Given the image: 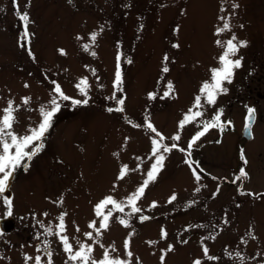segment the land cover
<instances>
[{"label": "rangeland", "instance_id": "obj_1", "mask_svg": "<svg viewBox=\"0 0 264 264\" xmlns=\"http://www.w3.org/2000/svg\"><path fill=\"white\" fill-rule=\"evenodd\" d=\"M16 2L19 12L29 15L30 35L27 42L21 40L23 22L13 0H0V116L12 100L14 107L19 106L13 131L23 135L42 120L39 109L50 107L56 95L52 81L71 99L58 98L61 107L42 140L43 149L27 162V169L16 170L5 193L12 199L10 216L0 198V219L14 222L10 232L0 230V264H35L34 259L25 257L37 255L47 264L45 241L52 252V264H65L68 254L59 238L46 235L41 227L42 223L55 233L61 214H65L63 235L73 250L79 249L77 241L90 244L92 258L97 261L107 249L111 258L129 264H162V255L163 264H194L196 260L201 264H264L260 205L246 197L239 199L235 187L214 179L233 176L236 132L224 133L223 141L216 144L219 128H212L188 148L202 128L200 122L211 120L217 111L222 110L221 122L232 119L237 123L235 81L227 83V93L218 95L215 105L206 104L201 96L203 107L199 110L204 115L183 129L178 127L189 109L197 110L194 99L201 95L205 81L211 83L210 69L220 67L218 58L224 48L217 40L227 41L235 35L237 42L246 41L247 45L231 59L244 52L245 58L253 57V50H245L264 38V0ZM234 3L239 7L233 9ZM220 17L231 27L217 35L224 23ZM92 33L97 34L94 42ZM84 44L90 45L88 51ZM118 55L122 91L114 88ZM165 55L169 58L167 73L162 72ZM81 79L87 80V97L76 87ZM169 81L173 91L165 96ZM114 92L124 99L123 112L108 111L118 107L111 99ZM149 93L155 98H149ZM24 97L30 98L27 105L22 103ZM84 99L87 104H72V100ZM149 122L164 137L162 144L170 147L176 143L178 148L164 153L162 169L137 201L142 211L131 214L127 198L146 178L155 159H149L152 140L159 139L146 128ZM177 134L180 140L173 141ZM258 151L257 161L263 156ZM193 155L206 164L210 180L198 171L201 179L196 183L189 167ZM124 165L129 172L118 179ZM261 166H256L255 172L262 170ZM258 184L254 177L251 187L263 188ZM173 194L176 199L169 203ZM107 196L124 204V212L108 205L105 213L112 210L108 228L97 236L89 224L95 221L99 227L102 217L96 216L95 205ZM153 202L156 207H151ZM140 216L150 219L141 221ZM121 218L127 220V227L119 222ZM87 232L93 233V240L85 236ZM169 245L171 251H167ZM204 247L208 256L217 257L208 259Z\"/></svg>", "mask_w": 264, "mask_h": 264}, {"label": "snow or ice", "instance_id": "obj_2", "mask_svg": "<svg viewBox=\"0 0 264 264\" xmlns=\"http://www.w3.org/2000/svg\"><path fill=\"white\" fill-rule=\"evenodd\" d=\"M14 5L17 8V15L19 19L23 22V28L24 31L21 34V40L27 42L29 38V32H28V24L30 22L29 15L27 12H19L18 10V4L16 0H13ZM71 2V0H69ZM233 9L239 7L237 4L232 5ZM223 11V8H222ZM221 20H224L223 26L221 28L217 29L216 34L219 35L221 32L229 31L230 30V24L228 23L227 19L225 17H220ZM241 27H243L241 25ZM96 33H92L90 36L91 41L96 40ZM77 39H80V37H77ZM217 45L224 48L223 53L219 56V64L220 67L212 68L210 69L211 72V83L205 81L202 84V87L200 89L201 95H197L194 99V105L193 107L196 108V111H193L192 109H189L188 113H186L179 121L178 127L180 129H183L185 125L197 120L198 117H202L204 113L200 111L199 109L203 107L201 104V96H203L204 101L208 105H215L217 96L220 94H226L228 89L224 87L225 83H231L233 76H234V70L240 68L242 58L237 59H231L232 56H235L237 52L239 51V48L245 47L247 45L246 41H238L235 35H233L230 39L227 41H216ZM25 44L22 43L21 47H24ZM85 51H88L90 45L84 44L82 45ZM173 47H179L178 45H173ZM61 54H64L63 50H60ZM93 56L95 53H91ZM29 55H32L30 49H29ZM168 56H164L165 66L162 68V72L167 73L169 71L168 67L166 66V62L168 61ZM119 60L120 56H117V70L115 73V81H114V88L117 91H122L121 89V83H122V77H121V71L119 66ZM131 61H129L130 63ZM54 88L53 92L56 94L53 96V98L50 100V107L48 109H45V107H41L39 109L40 114L42 116V120L38 123L36 127L29 128L25 134L19 135L16 132L13 131V125L16 122V117L14 115V112L19 109V106L14 107V102L12 100L8 101L7 107H5L2 112L3 115L0 116V198L3 200V204L8 208L7 215H11V208H12V199L5 195V193L9 190L11 180L14 177V174L18 168L23 167L24 169H27L28 167V161H31L34 156H36L44 147L42 140L45 136V133L48 131V129L51 126L52 117L54 114L59 111L61 105L58 102V98L60 100L68 101L71 98L64 94L59 84H57L55 81H52ZM25 87H28L26 84ZM76 87L79 89L80 93L87 97V80L81 79L79 83L76 85ZM173 91V85L169 81L167 84V91L164 93L165 96H169ZM149 98L154 99L155 94L149 93ZM111 99L116 101V104L118 105L117 108L112 109L109 108L108 111H117V112H123V105H124V99L123 98H117L115 95V92L113 93V96ZM30 98L24 97L22 98V103L24 105H27L29 103ZM87 104L88 100L84 99L81 100H72L73 105H80V104ZM254 113L255 109L248 107L247 108V116H246V123L245 127L246 129H249L250 132V126L251 123L254 120ZM221 115L222 110H219L216 112V114L212 117L211 120L201 121L202 128L201 130L197 131L194 136L192 137L188 148L191 149L194 144L197 143L203 137L209 129L212 128H219L220 131H224L226 124L224 122H221ZM231 122L228 121L227 124H230ZM146 128L150 130L151 132L155 133L159 139H153L152 140V152H151V159L154 157V161L151 164L149 170L146 173V178L142 181L141 185L136 189L135 192H133L130 196H128L126 205L131 208V214L140 213L142 210L137 206V201L144 195L145 189L148 187L150 182L155 181L159 171L162 169L165 156L164 153L170 152L172 149L178 148V145L176 143H173L170 147L168 145L162 144V141L164 140V137L157 132V130L154 128V126L149 122L146 125ZM173 141H179L180 136L179 134L173 136L171 138ZM162 149V151H161ZM180 151H185V149L180 148ZM191 153H188V156L190 157ZM139 159V158H138ZM241 159L244 161V163H247V160L244 157L243 150L241 151ZM189 162L188 158L186 157V161ZM194 163V162H193ZM189 167H192V163H189ZM129 172V169L127 165L122 166L118 179H123L124 176ZM193 174L195 176V179L199 181L201 179L200 175L196 172L195 169H193ZM248 176V173L245 171L244 168H241L239 170V174L235 176L234 180L232 181L235 183L236 181H242L243 179H246ZM196 191H199V188L196 189ZM245 194V193H241ZM248 195H254L257 198L264 196V194H254V193H248ZM176 199L175 194H173L170 199L169 203L174 201ZM62 202V201H60ZM108 205H112L113 209L123 213L125 205L117 202L112 196H107L103 200H101L99 203L95 205V213L97 217H102L99 227L96 226V222L93 221L89 224L90 228H93L96 232V235L99 236L102 229H107L109 224V218L112 216V210L107 211L105 213V208ZM156 203L153 202L151 207H156ZM47 215V213H45ZM64 215L61 214L57 219L59 220V224L57 225V231L53 233V230L51 227H45L41 223V227L44 228V233L46 235H56L60 243L63 246V250L65 253L68 254L67 261L65 264H69V262H76L80 261V264H129L127 261H123L119 258H111L108 250L106 249L103 253V259L97 261L92 258V252L93 247L90 244L81 243L80 241H77V244L79 245V249L74 251L73 246L69 243V239L66 235H63V233L66 230V226L64 223ZM141 221L150 219L148 216H140L139 217ZM119 222L124 225L128 226L127 220L121 218ZM79 231V229H77ZM85 236L89 240H93V233L87 232L85 233ZM167 236V233L162 229L161 230V237L165 238ZM214 238V237H211ZM93 242H96L95 240ZM186 243V241H185ZM103 247V245H101ZM43 248L45 250V253L48 257L47 264H52L51 256L52 252L49 249V244L47 241L44 242ZM125 248H128V241H125ZM115 249H113L114 251ZM172 246L169 245L167 251H171ZM37 251H40L38 248ZM205 256L208 259H215V257L208 256V249L204 247L203 249ZM127 255L129 257L132 256V253L130 251L127 252ZM239 255V253H237ZM26 260H32L34 259L35 264H42V258L40 255H37L36 257H25ZM164 256H161V262L163 264ZM194 264H201L200 260H196Z\"/></svg>", "mask_w": 264, "mask_h": 264}, {"label": "flooded vegetation", "instance_id": "obj_3", "mask_svg": "<svg viewBox=\"0 0 264 264\" xmlns=\"http://www.w3.org/2000/svg\"><path fill=\"white\" fill-rule=\"evenodd\" d=\"M250 50H253L254 52L253 57L245 58V52L240 55V58H242V66L234 70V76L232 79V81H235L236 83L234 85V90L236 93L235 101L237 102L239 119L237 123H234L233 120L230 119L232 122L230 124L226 123L224 131L218 129L220 135L215 140L216 144H220L224 133L236 132L238 138L235 144L236 160L233 168V176L230 179L227 177L218 178L214 176V179L222 185L230 184L232 187H235L239 199L246 197L257 201V205H260L259 212L264 213V196L257 198L254 195H248V193L264 194V186L259 190H254L251 187L254 177L258 180V185H264V38L260 43H253L251 48L245 51L248 52ZM225 85L227 88V83H225ZM248 107L255 109L254 120L251 123L250 132L249 129H246L245 127ZM242 150L244 157L247 160L246 164L241 159ZM258 150H261L263 153V156L259 161H257L259 154ZM191 161V173L194 179L195 176L193 174V169H195L196 172H203L206 179H211V174L209 173L206 164H203L200 158L198 159L193 155ZM260 163L262 164L260 167L262 170L255 172L256 166H259ZM241 168H244L248 173L247 178L233 183L232 181L235 176L239 174ZM195 181L196 183L198 182L196 179ZM242 192L245 194H241ZM215 257H217V254ZM240 257L243 258V255L241 254ZM235 264L239 263L236 262ZM240 264L243 263L241 262Z\"/></svg>", "mask_w": 264, "mask_h": 264}, {"label": "water", "instance_id": "obj_4", "mask_svg": "<svg viewBox=\"0 0 264 264\" xmlns=\"http://www.w3.org/2000/svg\"><path fill=\"white\" fill-rule=\"evenodd\" d=\"M13 223L11 220H2L0 222V227L3 231H9L12 229Z\"/></svg>", "mask_w": 264, "mask_h": 264}]
</instances>
